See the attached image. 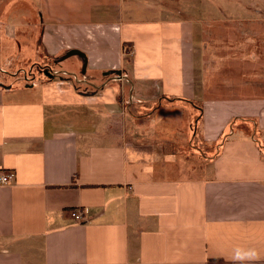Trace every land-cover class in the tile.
I'll return each mask as SVG.
<instances>
[{
    "label": "crops",
    "instance_id": "obj_1",
    "mask_svg": "<svg viewBox=\"0 0 264 264\" xmlns=\"http://www.w3.org/2000/svg\"><path fill=\"white\" fill-rule=\"evenodd\" d=\"M216 25L264 36V0H0V264H264V98L207 86L246 62Z\"/></svg>",
    "mask_w": 264,
    "mask_h": 264
},
{
    "label": "rangeland",
    "instance_id": "obj_2",
    "mask_svg": "<svg viewBox=\"0 0 264 264\" xmlns=\"http://www.w3.org/2000/svg\"><path fill=\"white\" fill-rule=\"evenodd\" d=\"M35 23L38 25L39 20L36 19ZM37 28L40 31L42 30L40 26ZM204 28L207 30L206 34L208 33V36H203L205 41L210 39L211 34H213L212 31H214L215 34H219V37H212L211 41H213L214 44H212L211 41H208L207 47L209 50L212 48L214 50H219V52L217 51V56L222 57L224 54L225 59L233 55V53L230 54L229 52L241 51L245 55L244 61H246L241 67H236L232 64L229 68H223L221 62L217 63L211 61L212 54L209 53V56L207 57L203 51L202 67L207 86L210 87L215 84V87H219L221 89L226 83H229L230 88H234L235 91L240 89L238 92L247 97L264 98V36H260L261 33L254 27L248 26L238 29V31H236L232 26L223 27L221 25ZM223 30L226 31L224 32ZM202 46L204 49V43ZM35 58V60H30L29 62L24 61V70H27L33 62H38L40 64L47 63L53 71H58L57 67H55V64L53 63V60L50 61L45 53H37ZM34 71L36 78L43 81L46 75L39 70L35 69ZM60 76L62 77L63 75L61 74ZM60 76H56L54 79H58ZM235 91H230V96H232V93ZM194 105L197 109L191 108L194 113L192 116H189L187 120V123L189 124L188 137L194 148L193 151L201 156L202 149H200V144L203 142L200 134V115H202L201 103L194 102ZM184 123L186 124L185 121ZM237 125V129L240 132L247 136L252 135V130L249 128L250 126L243 124L240 125L239 122H236L232 127Z\"/></svg>",
    "mask_w": 264,
    "mask_h": 264
},
{
    "label": "built area",
    "instance_id": "obj_3",
    "mask_svg": "<svg viewBox=\"0 0 264 264\" xmlns=\"http://www.w3.org/2000/svg\"><path fill=\"white\" fill-rule=\"evenodd\" d=\"M32 69V68H30ZM39 71L43 72L46 77L48 79H53L55 78L56 76H60L61 74L62 75H65V73H61V72H57V71H53L52 69L48 68V69H38ZM30 71V72H29ZM28 71V74H27V77L25 76V81L30 84L31 86H34V83H33V76H32V70H29ZM13 173H4V174H1L0 175V186H8L12 183V180H13ZM70 216L71 218L74 220L75 223H79V224H82L84 223L86 220L84 218V215L81 211L79 210H72L70 212Z\"/></svg>",
    "mask_w": 264,
    "mask_h": 264
}]
</instances>
